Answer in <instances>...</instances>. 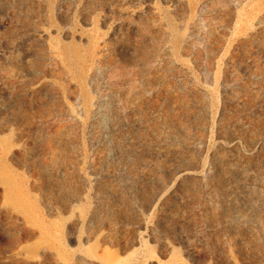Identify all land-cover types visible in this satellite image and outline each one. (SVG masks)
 Here are the masks:
<instances>
[{
    "label": "rangeland",
    "instance_id": "1",
    "mask_svg": "<svg viewBox=\"0 0 264 264\" xmlns=\"http://www.w3.org/2000/svg\"><path fill=\"white\" fill-rule=\"evenodd\" d=\"M106 246L264 264V0H0V264Z\"/></svg>",
    "mask_w": 264,
    "mask_h": 264
},
{
    "label": "bare ground",
    "instance_id": "2",
    "mask_svg": "<svg viewBox=\"0 0 264 264\" xmlns=\"http://www.w3.org/2000/svg\"><path fill=\"white\" fill-rule=\"evenodd\" d=\"M15 176H17V175L15 174ZM17 179L19 180V177ZM17 182H18V186L20 189V195L23 199L25 206L27 205L28 206L27 208L32 209L34 211V213L38 216L39 221H40L43 229H46L50 232L52 229H54L53 231H56L57 233H59L60 230L63 231L62 230L63 229L62 228L63 227L62 226L63 225V220H62L63 218H62L61 214H58L57 218H55L54 220H50V221L47 220V218L45 217V213H44L43 209L40 208V206H39V203H38L39 199L36 197H33V195H31V193H30V188L28 186L29 181H17ZM89 201L90 200L88 199V196H87L85 203L76 204L72 207L71 210L72 211L79 210L82 213H85L86 210H88ZM46 230H44L43 232L45 233ZM51 235H53V234H51ZM142 243L143 244H141V245H143V248L139 251V254H141V256L143 255L145 258H149V259H154V258L158 257L157 252H155L156 250L154 249V246H153V248H151V247H148L146 245V243H144V242H142ZM60 245H61V248H60L61 250L59 249L60 254L64 256L65 260H69L66 256V253H67L66 250L67 249H66V246L64 245V242H62ZM100 248H101V246L99 243V239H96L93 244L88 245L84 250L86 252H89L91 255H96L97 251ZM136 254H138V252L133 251L127 255L120 256V253L117 249H113L111 247L106 246L103 248L102 256L98 257V259L101 261V264H114V263L115 264H130V262L133 261L132 257L135 256ZM179 255H180L179 251L174 250L172 255H170L171 256L170 260L168 258V260L166 261L167 263L164 262V264H181V263H179V259H178ZM134 259H136V257Z\"/></svg>",
    "mask_w": 264,
    "mask_h": 264
}]
</instances>
